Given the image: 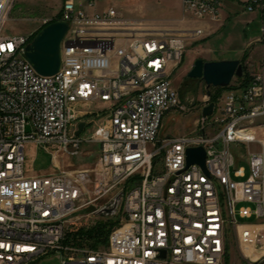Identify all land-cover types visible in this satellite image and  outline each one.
<instances>
[{"label": "built area", "instance_id": "1", "mask_svg": "<svg viewBox=\"0 0 264 264\" xmlns=\"http://www.w3.org/2000/svg\"><path fill=\"white\" fill-rule=\"evenodd\" d=\"M13 1L0 0V264H36L72 252L64 242L79 213L97 216L120 194L106 246L76 250L61 264H224L229 226L241 244L261 253L255 260L244 253V263L264 264V147L248 152V177L245 168L233 171L231 151L233 144H261L251 134L264 119V65L220 109L215 104L211 117H203L207 104L201 107L195 135L163 137L165 118L186 111L173 74L188 43L205 30L152 28L113 4L100 9L105 0L78 7L64 0L57 20L69 24L62 67L46 77L25 58L31 37L4 36ZM181 3L185 20L223 21L225 0ZM242 3L264 27V0ZM92 118L103 121L81 139L79 125L85 131ZM83 143L101 145L92 168L65 171L57 164L52 174H26L27 145L77 155ZM196 148L206 152L207 171L188 167L187 151ZM240 203L256 205L238 211L256 224L238 222ZM240 226L252 230L242 233Z\"/></svg>", "mask_w": 264, "mask_h": 264}, {"label": "rangeland", "instance_id": "2", "mask_svg": "<svg viewBox=\"0 0 264 264\" xmlns=\"http://www.w3.org/2000/svg\"><path fill=\"white\" fill-rule=\"evenodd\" d=\"M79 1L83 2L84 0H77V7ZM63 2L64 0H14L4 36H29L31 38L36 36L51 22L58 19ZM106 4H113L128 18L143 21L145 26L152 28L182 30L200 27L206 29L210 26L212 28L220 27V31L207 32L203 38L188 43L183 60L172 77L173 86L179 91L182 106L186 111L173 112L165 118L161 134L163 137L190 135L198 131L203 124L201 107L204 104H207L208 107L215 101L214 104H220V109L223 106L224 97L230 91H236L214 87L208 89L202 80L188 78V74L197 60L201 59L205 62L240 61L244 66V76L247 78L250 74L259 72L264 65V27L260 23L258 14L246 13L243 7H240L239 15L233 16L229 22H225L223 19L221 24L209 22L207 24V22L200 23L198 21L181 22L183 13L180 0H105L99 4V8H104ZM241 83L240 78H235L230 87L237 88ZM208 91L211 92V97L207 96ZM92 120L95 121V124L85 129L80 136L81 139L94 132L96 124L103 121V119L96 118H92ZM253 133L256 134L257 140L264 145V119L258 122ZM221 147L219 145V148ZM262 150L263 146L258 143L249 147L244 144H233L231 151L237 159L233 171L245 168L246 177H248L250 175L248 152H261ZM70 151H73L72 147ZM100 152L101 145L94 143H83L77 155L58 153L52 146L30 144L26 146L25 171L28 176L48 175L56 171L55 165L58 163L61 164V170L65 171L92 168L97 163ZM53 154L56 155V160H54ZM245 180L241 179L240 181ZM110 199L111 197L103 200L100 204L107 203ZM242 207L257 209L255 204H238L236 206L238 222L256 224L258 222L256 218L252 220L239 218L238 211ZM90 213V210L80 212L79 215L82 218L71 225L68 233H76L80 229L88 232L101 225L116 223V217L102 218L90 215ZM229 232L224 264H245L243 254L248 249V243L243 241L241 244L238 233L231 226H229ZM82 241L83 247L67 245L64 242V247L72 249V252L63 251L61 256L58 254L46 257L36 264H61L62 260H67L76 250L91 249L87 247L84 240Z\"/></svg>", "mask_w": 264, "mask_h": 264}, {"label": "water", "instance_id": "3", "mask_svg": "<svg viewBox=\"0 0 264 264\" xmlns=\"http://www.w3.org/2000/svg\"><path fill=\"white\" fill-rule=\"evenodd\" d=\"M69 31V24L56 21L42 29L25 49V58L33 69L42 76H54L62 67V46ZM244 77V66L240 61L205 62L197 60L188 74V78L202 80L208 89L228 88L233 79ZM211 92L207 96L211 97ZM215 104H210L203 111V117L208 118L214 114ZM85 124L79 125L77 136H80ZM188 167L197 164L206 170V152L203 148L189 149L187 151ZM122 194L114 202L101 210L97 216L108 218L117 214L121 205Z\"/></svg>", "mask_w": 264, "mask_h": 264}, {"label": "trees", "instance_id": "4", "mask_svg": "<svg viewBox=\"0 0 264 264\" xmlns=\"http://www.w3.org/2000/svg\"><path fill=\"white\" fill-rule=\"evenodd\" d=\"M57 20H59V17ZM52 23L53 22H51V24ZM34 38H35V36H33L31 38V42L33 41ZM240 81H242V83L237 88L228 87L225 89L226 90H240V89L245 88L249 83V79L247 78V76H244L243 78H241ZM214 103H216V102L214 101ZM132 184H133V182L130 181L128 183V186H132ZM113 226H114V224L112 223V224H108V225L98 226L94 229L89 230L88 232H85L83 229L78 230L76 233L70 232L67 235V238L65 240V244H67V245L73 244L75 246L83 247V244H81V243L83 242L82 240H84V242L87 244V247H89L91 249L98 250V249L106 246L108 239H109V236H110V233H111V230L113 229Z\"/></svg>", "mask_w": 264, "mask_h": 264}, {"label": "crops", "instance_id": "5", "mask_svg": "<svg viewBox=\"0 0 264 264\" xmlns=\"http://www.w3.org/2000/svg\"><path fill=\"white\" fill-rule=\"evenodd\" d=\"M244 0H225V10L223 12V19H225V22H229L231 20V18L233 16H236V15H239V10H240V7L242 8L243 7V2ZM180 4H181V8H182V3H181V0H180ZM244 8V7H243ZM189 20H185L184 17L182 18L181 22H187ZM200 23H203V21H201ZM206 23V22H204ZM155 25H158L156 23H154ZM208 24V22H207ZM201 29L205 30L206 33H211L212 32H218L220 31V27L219 26H216L215 28H212L211 26L209 28H202L200 27ZM58 166L60 167L61 164L58 163Z\"/></svg>", "mask_w": 264, "mask_h": 264}, {"label": "bare ground", "instance_id": "6", "mask_svg": "<svg viewBox=\"0 0 264 264\" xmlns=\"http://www.w3.org/2000/svg\"><path fill=\"white\" fill-rule=\"evenodd\" d=\"M251 135H253L254 136V134L252 133ZM250 135H248V137H249ZM254 139V138H253ZM262 144V143H261ZM263 147H264V145H263ZM240 231L242 232V233H244V232H246V231H251L252 230V227H250V226H240ZM244 253L247 255V256H250V257H252L254 260L255 259H257V258H259L260 257V252L259 251H257L254 247H253V245L249 242L248 243V249L246 250V251H244Z\"/></svg>", "mask_w": 264, "mask_h": 264}]
</instances>
